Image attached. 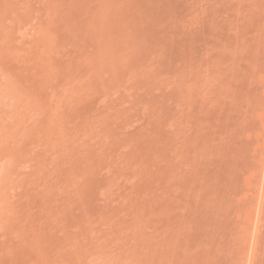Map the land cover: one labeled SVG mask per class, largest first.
<instances>
[{
  "label": "rangeland",
  "instance_id": "rangeland-1",
  "mask_svg": "<svg viewBox=\"0 0 264 264\" xmlns=\"http://www.w3.org/2000/svg\"><path fill=\"white\" fill-rule=\"evenodd\" d=\"M0 264H264V0H0Z\"/></svg>",
  "mask_w": 264,
  "mask_h": 264
}]
</instances>
